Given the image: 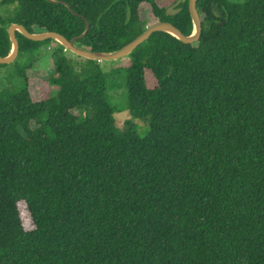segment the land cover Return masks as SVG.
Instances as JSON below:
<instances>
[{"label":"trees","instance_id":"trees-1","mask_svg":"<svg viewBox=\"0 0 264 264\" xmlns=\"http://www.w3.org/2000/svg\"><path fill=\"white\" fill-rule=\"evenodd\" d=\"M54 1L72 11L0 0L1 57L12 23L69 40L87 21L77 46L119 50L152 26L143 5L193 32L187 0L171 17L160 0ZM196 8L197 42L155 32L110 70L145 137L117 127L99 61L16 32L17 55L55 46L38 101L26 68L0 90V264H264V0Z\"/></svg>","mask_w":264,"mask_h":264},{"label":"rangeland","instance_id":"rangeland-1","mask_svg":"<svg viewBox=\"0 0 264 264\" xmlns=\"http://www.w3.org/2000/svg\"><path fill=\"white\" fill-rule=\"evenodd\" d=\"M178 0H160L161 5L166 9L176 3ZM149 7L142 6L140 10L141 20L146 22L147 26L155 24L154 18L149 12ZM9 12L6 6H0V15L6 17ZM154 22V23H153ZM55 44L42 46L38 51L33 53H20L15 60L10 64L0 66V90L5 88L9 83V75L14 74L20 68H26V74L29 78V92L33 101H38L42 93H45L41 88V81L46 80L53 72V63L51 58L52 48ZM69 57L76 59V55L66 50ZM120 64V60H104L100 61L99 65L102 72L107 76L112 68ZM111 78V79H110ZM107 81L109 102L114 109V119L117 127H122L126 120L132 121L135 125L137 135L145 137L148 133L149 126L147 121L132 119L129 112L126 110V91L124 88H118V84L114 78L110 77Z\"/></svg>","mask_w":264,"mask_h":264},{"label":"water","instance_id":"water-1","mask_svg":"<svg viewBox=\"0 0 264 264\" xmlns=\"http://www.w3.org/2000/svg\"><path fill=\"white\" fill-rule=\"evenodd\" d=\"M47 1L50 3L63 4L67 7V9L72 11L70 6L64 2L54 1V0H47ZM184 1L185 0L177 1L172 6L167 8L165 10V15L171 17V16L178 14L181 10L178 6L181 2H184ZM187 2H188V10H189L191 22L193 25V32L191 35L185 36L184 34L181 33V31L178 28H176L170 22H158L150 27H147L144 32H142L140 35H138L136 38H134L129 43L125 44L119 50H116L110 53L92 51V50H88V49H85V48H82L76 45V42L82 39L89 31L90 26L87 21H85L84 32L69 40L57 32L29 33L23 26L12 23L9 25L7 29L8 38H9V41L11 42V51L6 57L0 56V64L2 65L10 64L17 57V54L19 51V44L16 38V32L20 33L23 37L33 42H41V41H45L49 39L55 40L61 46H63L65 50H68L71 53L79 57L92 60V61H99V62L104 61V60H118L123 57H126L137 46H139L141 43L147 40L148 37L155 32H165V33L171 34L172 36L176 37L180 42L184 44H192V43L197 42L200 38L201 19H200L199 13L196 8L197 0H187Z\"/></svg>","mask_w":264,"mask_h":264}]
</instances>
